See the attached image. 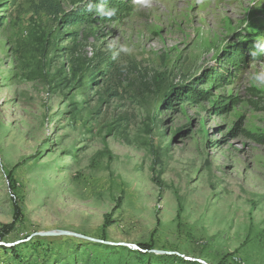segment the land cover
<instances>
[{
  "label": "rangeland",
  "instance_id": "1",
  "mask_svg": "<svg viewBox=\"0 0 264 264\" xmlns=\"http://www.w3.org/2000/svg\"><path fill=\"white\" fill-rule=\"evenodd\" d=\"M50 1L0 0V264H264V0Z\"/></svg>",
  "mask_w": 264,
  "mask_h": 264
},
{
  "label": "clouds",
  "instance_id": "2",
  "mask_svg": "<svg viewBox=\"0 0 264 264\" xmlns=\"http://www.w3.org/2000/svg\"><path fill=\"white\" fill-rule=\"evenodd\" d=\"M87 10L89 12H95L96 15L105 19H111L116 15V9L114 7L107 6V0H100L99 3H93L92 0H86ZM136 5L145 9L152 7L153 0H134ZM253 47L257 50L251 53L256 56L258 53L264 55V43L256 42ZM108 50L113 60H115L121 53L125 55H131L132 48L128 44H109ZM249 82L256 87H264V71L254 72L249 77Z\"/></svg>",
  "mask_w": 264,
  "mask_h": 264
},
{
  "label": "trees",
  "instance_id": "3",
  "mask_svg": "<svg viewBox=\"0 0 264 264\" xmlns=\"http://www.w3.org/2000/svg\"><path fill=\"white\" fill-rule=\"evenodd\" d=\"M39 1V4H38V7H40V11L41 12H38L36 11L37 13H45V14H50L51 11L54 9V6H53V3L50 1V0H38ZM54 13H58V10H55L53 11ZM79 18H75L74 21H78ZM16 212H17V209H16ZM10 228L11 226L10 225H7L5 226V228ZM6 232H8L6 230ZM139 247H141L142 249H148L149 247L146 246V245H140Z\"/></svg>",
  "mask_w": 264,
  "mask_h": 264
},
{
  "label": "water",
  "instance_id": "4",
  "mask_svg": "<svg viewBox=\"0 0 264 264\" xmlns=\"http://www.w3.org/2000/svg\"><path fill=\"white\" fill-rule=\"evenodd\" d=\"M61 234H63V235H72V236H75V237H83V236H81V235H78V234H74V233H72V232H47V233H45V235H61ZM84 239H88V240H91V241H96V240H94V239H91V238H86V237H83ZM101 242V241H100ZM120 245H125V246H132V247H134L133 245H129V244H120ZM154 253H156V254H173L172 252H165V251H153Z\"/></svg>",
  "mask_w": 264,
  "mask_h": 264
}]
</instances>
